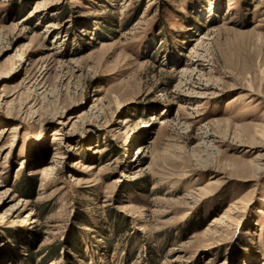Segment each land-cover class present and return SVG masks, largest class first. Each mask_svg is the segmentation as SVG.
<instances>
[{"label":"rangeland","instance_id":"obj_1","mask_svg":"<svg viewBox=\"0 0 264 264\" xmlns=\"http://www.w3.org/2000/svg\"><path fill=\"white\" fill-rule=\"evenodd\" d=\"M0 264H264V0H0Z\"/></svg>","mask_w":264,"mask_h":264},{"label":"bare ground","instance_id":"obj_2","mask_svg":"<svg viewBox=\"0 0 264 264\" xmlns=\"http://www.w3.org/2000/svg\"><path fill=\"white\" fill-rule=\"evenodd\" d=\"M53 26V24H49L48 27H51ZM206 35L202 36L203 38L205 37ZM51 170V169H50Z\"/></svg>","mask_w":264,"mask_h":264}]
</instances>
